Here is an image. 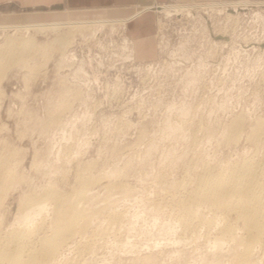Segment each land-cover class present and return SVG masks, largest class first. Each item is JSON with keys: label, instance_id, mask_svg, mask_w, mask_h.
I'll use <instances>...</instances> for the list:
<instances>
[{"label": "rangeland", "instance_id": "1", "mask_svg": "<svg viewBox=\"0 0 264 264\" xmlns=\"http://www.w3.org/2000/svg\"><path fill=\"white\" fill-rule=\"evenodd\" d=\"M221 5L152 9L153 46L122 24L76 30L65 51L66 28L0 30V51L31 41L0 64V249L18 233L40 250L62 217L54 190L79 195L87 223L29 264H235L243 221L200 183L250 166L264 211V4ZM251 248L246 264H264V235Z\"/></svg>", "mask_w": 264, "mask_h": 264}, {"label": "bare ground", "instance_id": "2", "mask_svg": "<svg viewBox=\"0 0 264 264\" xmlns=\"http://www.w3.org/2000/svg\"><path fill=\"white\" fill-rule=\"evenodd\" d=\"M250 2H252V1H250ZM259 4H260V2H259ZM240 5H242V3L241 4H231V5L222 4L221 7H226V9L228 7H232L234 9H236ZM218 6H220V4H218ZM189 8L190 7L185 6V9H189ZM147 9L148 10L155 9L156 12H164V11L165 12H173V11L178 12L179 11L177 6H170V7H166V6L159 7L158 6L157 7V5H156V6H149V7H147ZM180 10H182L181 7H180ZM54 15H56V14L53 13L52 16L54 17ZM55 17H59V16H55ZM60 17H61V14H60ZM131 20H130V22H131ZM127 21L128 20H126V19H122V20H97L96 19V20H77V21H75V20L74 21H55V22L53 21V22H41V23H32V24H30V23L15 24L11 21H8L6 24H0V30H8V29L18 30V29L23 28V29H27L28 31H29V29H33V30L38 31V32L43 31V30H51V31L60 32V31H62V29L66 28L68 30L65 33H63L64 35H61L59 37L57 36V39L54 40L55 44L58 45L59 50L65 51L69 45V42L72 39L73 32L76 30H79V29L82 30V29H87V28L89 29V27H92V26L96 27V29H99V28H102L106 25L108 26V24H110L112 26L117 25V24L123 25V24L127 23ZM13 42H14V38L9 39V40H7V42H5V44H4L5 46L4 45H3L4 47L2 46L3 47L2 49H4L6 47V49L8 48V50L5 49L3 51H0V62H1L0 64L1 65L5 62L4 58H5L7 51H9V48H11V49H13L15 47L20 48V47L27 46L28 43L31 44V41L29 42L25 39H21L20 42H17V44L15 43L14 45H13ZM1 77L2 76H0V80H1ZM253 171L254 170L252 169V167L246 166L244 177L239 178L233 182H225L223 180L212 178L211 177L212 175L211 176L209 175L208 179L203 178L202 182L200 183L201 185L199 184L202 187V191L200 188L199 189L201 191L200 193H201L202 197H204V200L205 199L210 200L211 202H213V204L216 207L217 206L219 208L223 207L226 210H229V212L235 211L237 213L236 215H238L239 219H241L243 221V224H244L243 227H245V230L247 231L248 237H247V239L246 238L241 239V242H242V240L243 241L246 240L245 244H243V242L241 243V245L242 244L244 245V246L242 245V247H244V249L242 248L244 250V253L242 252L243 254L241 256H239L238 259L235 257L236 258V260H235V258H234V261H236L235 264H246L247 260L249 261V258L252 254L251 250L253 248H251V247H253L255 244H257L258 241L261 239V237L264 235V219H263V212L264 211L262 212V210H261V209H263L261 207V205H262L261 199L262 198H261L260 194H258L256 192V189H255L256 185H255V181H254L255 177H254ZM255 171H256V169H255ZM52 191L53 192H51V191L47 192L46 196L48 198L51 197V199L53 198V200H55V203L57 204L56 205L54 203V205H56V207L58 206L57 208H55L56 209V217H57V213H61V215H62V217H59L60 218L59 224L56 226L55 229H53L52 235L50 237H47V238L41 237V239L39 241L41 248L37 252H34V251L26 252V250H24L25 246L18 242L19 241L18 238L20 235L17 236L18 233L15 234L16 231H15V233L12 232L13 234H15V235H13L12 241H14V243H16V245L13 246L14 248L11 246L13 249H10V247H9V249L8 248L0 249V262H2L4 264H29V263H32V261L35 258H37L38 256H41V258L49 260L52 257H54L56 255V253L58 252V250L61 248V246L70 237H72L73 234H75L74 231H77V230H74L75 229L74 227H76L75 225L78 224L79 220L87 223L86 218H88V217H86L84 214V207L79 204V203H81L79 195H76L79 197V200H78V198H76V196H75L76 199H73L74 196H72V199H70L71 196L68 198L67 197L62 198L63 196H61V197L57 196L56 195L57 193L54 194V190H52ZM199 195H198V197L200 198ZM67 202H68V204H67ZM26 204L32 206L33 208L34 207L38 208V207L42 206L41 205L42 203H38L37 201H35L32 198H28ZM30 206H29V208H30ZM26 211H28V210H26ZM191 212L193 215H196V216L200 215L199 212L195 209V207L191 208ZM71 213H72V215H70ZM69 217H70V219H69ZM76 228H78V227H76ZM233 230L234 229L232 226L226 225L222 228L221 233H223V235H229L230 236V235H232ZM23 237L24 236H22V238ZM234 238H235V236H234ZM261 243H263V242H261ZM261 243H260V245H261ZM234 244L237 246L239 244V246L241 247L240 242L237 244V241H236V243H234ZM12 245H14V244H12ZM235 245H234V247H235ZM234 250H236V249H234Z\"/></svg>", "mask_w": 264, "mask_h": 264}, {"label": "crops", "instance_id": "3", "mask_svg": "<svg viewBox=\"0 0 264 264\" xmlns=\"http://www.w3.org/2000/svg\"><path fill=\"white\" fill-rule=\"evenodd\" d=\"M246 1L264 4V0H0V24H6L8 21L15 24H32L53 21L126 19L128 21L123 25L128 26L129 33H132L130 35L134 39L133 45L137 38L149 41V46H153L152 32L157 13L152 9L148 10L149 6L164 3L167 6L194 7L240 4ZM53 13L56 14L54 17Z\"/></svg>", "mask_w": 264, "mask_h": 264}, {"label": "water", "instance_id": "4", "mask_svg": "<svg viewBox=\"0 0 264 264\" xmlns=\"http://www.w3.org/2000/svg\"><path fill=\"white\" fill-rule=\"evenodd\" d=\"M246 8H241V7H237L236 9L232 8V7H228L226 9L227 13H230V14H235L239 11H242V10H245Z\"/></svg>", "mask_w": 264, "mask_h": 264}]
</instances>
